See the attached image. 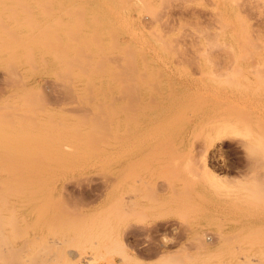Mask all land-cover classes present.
Masks as SVG:
<instances>
[{"label":"rangeland","instance_id":"1","mask_svg":"<svg viewBox=\"0 0 264 264\" xmlns=\"http://www.w3.org/2000/svg\"><path fill=\"white\" fill-rule=\"evenodd\" d=\"M245 1L0 0V133L38 189L0 264H236L248 209L264 264V0Z\"/></svg>","mask_w":264,"mask_h":264},{"label":"bare ground","instance_id":"2","mask_svg":"<svg viewBox=\"0 0 264 264\" xmlns=\"http://www.w3.org/2000/svg\"><path fill=\"white\" fill-rule=\"evenodd\" d=\"M247 2L245 1V3H247ZM255 2H257V3H255ZM255 2H253V0H252V2L251 1L249 2L250 4L247 3L248 5L247 4H245V5L249 6V10H252L251 7L255 8L254 5L258 4L257 0ZM251 3L252 4L255 3V4L252 6ZM247 6H246V8H247ZM178 8H179V6H178ZM182 11H183V9H182ZM204 13H206V12H204ZM211 13H213V12H211ZM215 14L216 13L214 12L213 15H215ZM259 14L263 15V16L259 15L260 18H259V16H258V18L262 19L261 17H263V20H264V14H261V13H259ZM217 47H221V46H217ZM221 48L223 49V47H221ZM0 134H1L0 135V240L2 241V239H3V241H4V237L6 236L7 231L9 230L10 225L13 221H14V224L16 223V226H15L16 229H17V227H18L17 225L19 223H24V217L26 216L25 213L27 212V208L30 204L29 200L30 201L31 200L36 201V199H34L33 196H35V195L37 196L36 193L38 192V189H37V182L36 181L30 182L29 187H28V181H27V178L25 177V174H24V154H23L24 139H23L22 134L20 132H14V133L13 132L12 133L11 132H7V133L1 132ZM12 145H14L13 148H15V150H13L14 152L12 151ZM246 199H248V198H246V197L241 198V200H246ZM30 206H31V204H30ZM247 211H249V213H250V209L244 210V212L242 211L243 215L241 214V217H239L238 220H237V218L240 214L234 215V216H237L236 219L233 218L234 219L233 220L234 225H233V229H232V233H231L233 242H234V244L237 243L236 245H238V244L243 245V248H244V249L241 248L242 249L241 255L238 254L237 257H239V258L238 259L236 258L237 259L236 264H249L250 254L248 252L250 251V249L249 250L247 249V247L249 245V243H248L249 237H247V235H246L247 232L244 234L240 233L241 232L240 221H242V220L246 221V217L252 214V213L248 214ZM34 217L36 218L37 216L34 214ZM247 226H248L247 222H245L242 226L243 227L242 229L245 230ZM19 227L21 228V226H19ZM11 228L13 229L14 227H11ZM20 228H19V230H20ZM9 231H11V230H9ZM21 231H22V233L24 232L23 228ZM21 231H19V232H21ZM17 232L18 231H16V233ZM19 232L17 234H15V235H18L16 237L17 240L22 238V235H19ZM54 238L55 237H50L51 242L56 241V239H54ZM56 243H57V241H56ZM22 244L23 243H21V245H17L18 247L16 246V248H17L16 252H17L18 256L22 255V250L24 247V246H22ZM241 245H238V246H241ZM244 245H246V247ZM239 249H240V247H239ZM0 250H1V248H0ZM73 252H75V251L73 250ZM235 252H236V250H235ZM237 252H238V250H237ZM76 253L78 255V258H82V259L86 258L88 255V253H86V252H83V253L82 252L81 253L76 252ZM239 253H240V251H239ZM84 261H85V259H84ZM86 261L88 262V259ZM234 262H233V264H234ZM44 264H55V263L53 260L49 261V263H45V260H44Z\"/></svg>","mask_w":264,"mask_h":264}]
</instances>
